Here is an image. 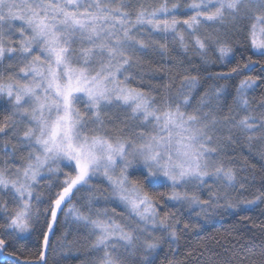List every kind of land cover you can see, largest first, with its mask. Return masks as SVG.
<instances>
[{
    "label": "snow or ice",
    "instance_id": "1",
    "mask_svg": "<svg viewBox=\"0 0 264 264\" xmlns=\"http://www.w3.org/2000/svg\"><path fill=\"white\" fill-rule=\"evenodd\" d=\"M150 55L176 62L155 94L129 86ZM0 69V264H66L69 222L81 264H157L164 245L167 264H264V241L210 246L221 222L264 229L241 223L264 217V0H0ZM97 183L114 215L92 211Z\"/></svg>",
    "mask_w": 264,
    "mask_h": 264
},
{
    "label": "trees",
    "instance_id": "2",
    "mask_svg": "<svg viewBox=\"0 0 264 264\" xmlns=\"http://www.w3.org/2000/svg\"><path fill=\"white\" fill-rule=\"evenodd\" d=\"M183 5L189 2V0H178ZM183 10V9H182ZM238 52H237V59L239 58V54L241 52H244L245 59H247L248 53L245 52V49L237 45ZM183 55V54H181ZM191 56V53L188 54ZM255 58V57H254ZM198 57L192 56L193 61H198ZM235 61H233L232 65H228L226 68H224L225 71H227L230 67L234 66ZM176 62L172 60H166L162 59L158 55H150L147 59L142 61L139 68H134L132 71L135 73L136 77H143V80L133 78L130 80L129 86L131 87H137L141 90L152 92L153 94L157 92H162V85L168 82L171 79V75L175 74L176 71ZM172 67V73L169 74V67ZM185 67H190V65L185 64ZM213 68L219 70L222 65L219 63L212 65ZM159 69V70H158ZM259 70V65H257V71ZM0 71H3V69H0ZM255 74V73H251ZM204 75H207L206 73ZM219 83H224V81H220ZM235 83H238L236 81ZM179 87V80H176L175 87L173 88V93L175 92V89ZM203 89L200 90L199 93L195 94V98L192 101L193 106L196 105V103L199 100V95L202 94ZM235 94V88L230 86L227 90V95L229 102H231V97ZM249 99L252 101V107H257L261 99H264V88H258L256 89V92L249 97ZM82 110L84 109V105L81 104L79 106ZM10 110V104L6 100V97H0V121H2L5 117V115L8 114ZM0 148H3V142L0 141ZM9 148H11V145H9ZM246 151V150H245ZM253 163L257 164V167L255 169L256 172V185L258 186L260 183V176L264 175V173H261L259 170V161H252ZM0 164H3V158L0 157ZM251 171V169L249 170ZM98 179V178H96ZM96 187L99 189L98 195H99V203L98 205L94 202V206L92 208V211L95 212L97 210V207L100 210H103L105 207L108 209V214L114 215L112 212V203L108 200H105V197L108 196V192L105 190L104 184L97 183ZM157 191H168V189L160 188L157 189ZM257 191V188L250 189V192L255 193ZM102 193V195L100 194ZM72 203H75V200L72 201ZM261 208H264V205L260 206ZM118 214L116 215L117 221H123V223H126V221H129L127 216L124 215L121 208L117 209ZM63 220V217H61ZM252 221H255V224H261L264 222V217L260 215L259 209H257L251 217V220L243 221L242 224H248L251 225ZM131 224V222H130ZM216 228L219 230H213L212 235L215 236V240L211 242V247L216 251H222L223 247H229L231 248L233 245L236 246V248H240L242 245H247L249 243V238H253L256 244H260L262 241H264V229L259 227H253L251 232H248L247 229L243 227H238L237 229L230 228V225L228 223H218ZM225 229L228 231L226 232ZM65 230L68 232L67 240L65 241L66 245L72 249V259H69L66 264H81L82 261L87 260L89 256L88 252V241L85 239L86 233L83 229H77L75 224L72 222H69L68 225L65 226ZM64 230L58 229V235L62 234ZM219 241L217 244L216 241ZM33 243L36 242L35 237H33ZM53 243H57V237H53ZM185 241H181V249L178 253H176V258L178 260H184L185 258V249L183 248ZM193 245L196 243L195 240L192 241ZM52 255L51 253L49 254ZM174 253L169 250L167 245L163 246V249L160 251L159 256L157 258V264H167L168 259H171L173 257ZM79 257L77 259L76 257ZM206 258V257H205ZM191 264V262H189Z\"/></svg>",
    "mask_w": 264,
    "mask_h": 264
},
{
    "label": "rangeland",
    "instance_id": "3",
    "mask_svg": "<svg viewBox=\"0 0 264 264\" xmlns=\"http://www.w3.org/2000/svg\"><path fill=\"white\" fill-rule=\"evenodd\" d=\"M189 2H190V0H189ZM16 23H19V22H16ZM14 35H18V33H14ZM122 78V77H121ZM6 97V96H5ZM6 100H7V97H6ZM10 108H11V105H10ZM99 179V178H98ZM131 222V221H130ZM130 222L129 221H126V224H130Z\"/></svg>",
    "mask_w": 264,
    "mask_h": 264
}]
</instances>
